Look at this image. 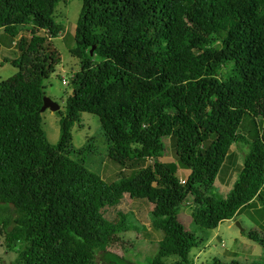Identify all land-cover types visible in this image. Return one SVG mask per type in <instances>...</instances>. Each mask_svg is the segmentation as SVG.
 <instances>
[{
	"label": "trees",
	"instance_id": "obj_1",
	"mask_svg": "<svg viewBox=\"0 0 264 264\" xmlns=\"http://www.w3.org/2000/svg\"><path fill=\"white\" fill-rule=\"evenodd\" d=\"M61 1L0 0V28L19 36L14 57H4L18 72L0 81V233L17 251L9 264H95L97 251L106 264H133L108 250L128 226L124 212L117 221L105 212L125 192L155 203L150 226L161 232L157 253L137 264H195L191 252L208 238L180 219L190 196L191 220L203 229L255 197L264 209V0H82L70 48L80 67L52 143L41 106L44 80L62 64L53 41L64 31ZM82 112L99 116L108 155L128 176L107 182L73 156ZM245 116L251 138L240 132ZM166 137L174 160L160 158ZM235 141L249 150L222 196L214 181ZM179 168L190 170L184 182ZM244 234L264 248L257 230Z\"/></svg>",
	"mask_w": 264,
	"mask_h": 264
},
{
	"label": "rangeland",
	"instance_id": "obj_2",
	"mask_svg": "<svg viewBox=\"0 0 264 264\" xmlns=\"http://www.w3.org/2000/svg\"><path fill=\"white\" fill-rule=\"evenodd\" d=\"M81 6L82 0H67V2L61 1L56 10V20L63 23L64 31L62 35L54 37L53 41L61 53L62 64L56 73L44 80V84L47 95L57 101L63 111L65 110L67 95L72 92L73 87L69 83L64 84L62 79L68 80L71 74L80 67L79 59L72 56L70 48L75 45L74 30ZM23 32L31 36V32ZM18 38L19 36L12 37L5 32L4 28H0V81L18 72V68L10 61L4 60L5 56L14 57L12 50L15 49V41ZM59 118V113L50 108L42 111L43 127L52 143H57L59 140ZM249 119V116H245L240 132L251 138L248 135L251 133L249 130L252 128ZM72 134L73 156L82 158L90 169L100 174L107 182L117 180L122 174L128 176L129 169L124 165L122 167L108 155L109 141L104 133L99 116L90 112H82L81 121L73 126ZM165 146L161 159L165 161L174 160L175 154L169 137L165 138ZM79 149H81V153ZM180 169L184 170L185 168ZM185 177L183 175L184 179ZM187 201L191 203L192 196ZM190 203H184L181 206L178 212L180 219L188 228L196 230L200 237L208 238L201 243V246L192 250L191 256L195 264H212L215 258L224 261L238 259L242 262L252 263L264 261L263 246L244 234L248 230H257L260 235L264 236V209L256 207L255 210H251L246 208L240 213L237 220L229 221L227 219L222 221L217 228L203 229L192 222ZM154 206L153 201L146 198H134L129 192H125L122 202L109 208L110 211L105 212V215L108 220L117 221L120 218L119 212H124L128 230L123 232L124 240L114 242L108 247V250H114L119 255L126 256L133 264L154 256L158 251V239L161 235L159 230L157 231L150 226V211ZM249 219H251V223ZM237 222H240V225ZM257 222L262 224L258 226ZM145 233H150V236L147 237L148 235ZM246 243L251 244L252 247L248 248ZM237 244L239 247L235 248ZM234 248L239 253L235 254ZM102 255L101 251H97L95 264H106ZM16 257L17 251L7 250L3 235L0 233V262L9 264L15 261Z\"/></svg>",
	"mask_w": 264,
	"mask_h": 264
},
{
	"label": "crops",
	"instance_id": "obj_3",
	"mask_svg": "<svg viewBox=\"0 0 264 264\" xmlns=\"http://www.w3.org/2000/svg\"><path fill=\"white\" fill-rule=\"evenodd\" d=\"M251 135H252V133H251ZM247 151H248L247 142H245V141H235V142L232 143L231 151L228 154V157H227L226 162H225V165L228 168V170L225 171V169H224L221 172V174L218 177L215 178V181H214V186H215L216 191L219 194H221L222 196H226L231 191V189L233 188L236 180L239 177L240 171L242 170L243 163H244V156H245ZM179 170H180L182 176L184 175V176L187 177L189 175V173H190L189 169H184V170L179 169ZM261 193L264 194V185L262 187ZM256 207L258 209H262L263 208V201L261 199L257 198V197H255L253 199V201H252V203L250 205L245 206L244 208H242L240 210V212H238L234 218H231V219H228V220L229 221L230 220H237L238 216L240 215V213H242L246 208H249L251 210H255ZM249 220H250V223H251V219H249ZM259 224H262V223L261 222H257L258 226H259ZM246 245H247L248 248L252 247V245L249 244V243H246ZM237 247H239L238 244L235 246V248H237ZM235 248H234L235 254L239 253V252H236Z\"/></svg>",
	"mask_w": 264,
	"mask_h": 264
},
{
	"label": "water",
	"instance_id": "obj_4",
	"mask_svg": "<svg viewBox=\"0 0 264 264\" xmlns=\"http://www.w3.org/2000/svg\"><path fill=\"white\" fill-rule=\"evenodd\" d=\"M94 48V47H93ZM93 48L91 49V53H93ZM60 104L53 100L49 95H44V101H43V105L41 106V111L46 110L47 108H50L51 110L57 111L60 109ZM238 225L239 222H237Z\"/></svg>",
	"mask_w": 264,
	"mask_h": 264
},
{
	"label": "clouds",
	"instance_id": "obj_5",
	"mask_svg": "<svg viewBox=\"0 0 264 264\" xmlns=\"http://www.w3.org/2000/svg\"><path fill=\"white\" fill-rule=\"evenodd\" d=\"M60 35H62V33H61ZM62 80H63V79H62ZM68 83H69V79H68ZM68 83H67V84H68ZM179 169H180V168H179ZM185 169H186V168H185ZM183 179H184V178H182V179H181V181H182V182H184V181H185L186 177H185V179H184V180H183ZM223 221H224V220H223ZM239 224H240V223H239ZM216 228H217V227H216Z\"/></svg>",
	"mask_w": 264,
	"mask_h": 264
},
{
	"label": "built area",
	"instance_id": "obj_6",
	"mask_svg": "<svg viewBox=\"0 0 264 264\" xmlns=\"http://www.w3.org/2000/svg\"><path fill=\"white\" fill-rule=\"evenodd\" d=\"M62 82H63L64 84H67V83H68V80L65 79V78H63Z\"/></svg>",
	"mask_w": 264,
	"mask_h": 264
}]
</instances>
